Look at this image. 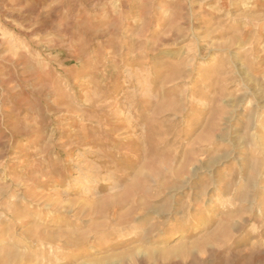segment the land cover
<instances>
[{
	"label": "rangeland",
	"instance_id": "obj_1",
	"mask_svg": "<svg viewBox=\"0 0 264 264\" xmlns=\"http://www.w3.org/2000/svg\"><path fill=\"white\" fill-rule=\"evenodd\" d=\"M0 264H264V0H0Z\"/></svg>",
	"mask_w": 264,
	"mask_h": 264
}]
</instances>
